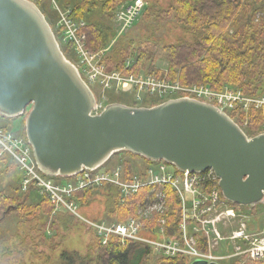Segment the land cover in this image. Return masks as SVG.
Segmentation results:
<instances>
[{"label":"water","instance_id":"1","mask_svg":"<svg viewBox=\"0 0 264 264\" xmlns=\"http://www.w3.org/2000/svg\"><path fill=\"white\" fill-rule=\"evenodd\" d=\"M96 105L40 8L0 0V116L17 118L31 108L26 138L44 175L70 178L129 152L182 172L213 170L235 205L264 202V133L249 137L228 114L192 98L152 107L111 103L100 114Z\"/></svg>","mask_w":264,"mask_h":264},{"label":"trees","instance_id":"2","mask_svg":"<svg viewBox=\"0 0 264 264\" xmlns=\"http://www.w3.org/2000/svg\"><path fill=\"white\" fill-rule=\"evenodd\" d=\"M32 1L41 11L43 10L38 3L39 0ZM55 1L65 11L69 10L73 19H86L88 22V30L85 31L87 46L92 53H96L100 51L99 48L109 45V38L117 37V32L112 28L108 18H111V14L128 0ZM98 11L104 14L99 17ZM164 12L166 20H174L184 27L191 37L163 48L157 46L153 50L147 46L141 49L135 54L134 65L127 70H124L126 65L123 66V62L118 61L117 64L113 57L110 60L106 56L105 64L108 60L115 61L112 62L115 64L114 69L124 71L126 75L145 74L160 79L167 77L173 82L179 81L183 86H206L217 91H222L226 87L238 88L247 96L264 97V89L261 92L259 85L255 87L256 80L264 79L262 73L264 68V0H172L169 8ZM57 38H60L59 34ZM158 51H162L160 58L168 63L166 71L156 67H150L145 71L138 70L144 60L153 61L159 54ZM64 54L67 56L66 50ZM118 54L127 55L129 50L124 49ZM118 97L114 102L136 106L130 95ZM153 103L150 107L162 102ZM230 117L244 129L248 136H251L252 132L260 130L263 125L264 107L253 108L247 114L237 111L231 113ZM0 118L7 119L2 116ZM5 130L9 129L5 127ZM25 141H27L26 138ZM142 159L150 162L145 158ZM3 162H8L16 168L18 182L21 186L23 176L16 162L8 154L0 151V164ZM125 169L126 173L132 174L126 166ZM72 178L51 179L61 182ZM20 197L0 193V264H29L28 255L34 261L48 258L47 254L40 249L48 245L50 237L47 236V227L55 204L51 206L49 198H41L35 187L24 192L23 199ZM99 197L104 210L101 217L94 219L98 223L111 222L109 220H112L111 223L126 222L129 217L136 214V207L131 204L135 200L138 201L136 195L125 199L118 187L109 184L93 185L76 191L72 194L71 200L79 206L83 216L89 217L87 210ZM174 201L177 203L176 200ZM16 202L17 207L14 206ZM230 204L234 208L239 207L233 203ZM13 212L23 215L25 220H21L22 217L19 216L15 235H10L7 230L9 234L6 236L4 223ZM55 214H57L56 220L52 221L51 225H53L52 229L56 230L57 237L61 221H72L75 218L68 213ZM176 219V216L169 218L170 232L175 230L171 227L178 224ZM166 231L169 233V230ZM157 233L156 229L154 234L157 235ZM90 235L86 255L83 256L78 251H64L61 254L63 264H76L77 260L82 264H148L153 253V249L146 244L138 242L123 244L120 239L111 238L108 244L103 245L93 231ZM16 239L20 240V247L12 248L11 243ZM52 242L49 249L52 253H56L60 249V244ZM160 261V264H188V260L184 257H161Z\"/></svg>","mask_w":264,"mask_h":264},{"label":"built area","instance_id":"3","mask_svg":"<svg viewBox=\"0 0 264 264\" xmlns=\"http://www.w3.org/2000/svg\"><path fill=\"white\" fill-rule=\"evenodd\" d=\"M145 9L143 0H134L122 6L115 13V30L118 36L131 29ZM60 21L58 28L62 34L60 45H71L78 56L75 64L80 75L97 96L94 114H100L106 108L103 103L109 93L117 96L130 95L134 103H143L146 98L166 102L176 98H192L216 106L228 114L234 112L249 113L253 108L264 107V97H251L241 89L226 87L217 91L206 86H182L167 77L160 79L152 75H126L120 71L108 72L104 63L105 52L92 53L87 46V34L84 23L71 17L69 10L57 7ZM96 87V90L93 89ZM180 96V97H179ZM0 151L8 154L22 173V188L28 191L35 187L55 204V213H68L83 221L101 240L108 244L111 238H118L123 244L138 242L162 252L164 257H184L188 264L203 260L221 264L231 260L245 261L250 264H264V234H250L245 224L230 232L227 231L238 221L239 213L223 196L219 187L220 179L213 170L204 173L179 171L175 166L161 162H149L144 174L129 175L120 168L101 172L84 169L77 178V185L66 187L55 185L53 179L44 175L38 168L32 147L27 141L15 138L5 130L0 118ZM158 166V170L154 169ZM175 168L170 171L169 167ZM70 182V181H68ZM109 184L120 189L127 199L139 191L151 186L171 187L181 204V219L178 231L167 233L166 227H160L156 238L145 236L143 224L137 219L126 222L98 223L85 218L79 206L71 196L79 189L88 186ZM164 202V201H163ZM163 204V203H162ZM222 248H231L228 254H218Z\"/></svg>","mask_w":264,"mask_h":264},{"label":"rangeland","instance_id":"4","mask_svg":"<svg viewBox=\"0 0 264 264\" xmlns=\"http://www.w3.org/2000/svg\"><path fill=\"white\" fill-rule=\"evenodd\" d=\"M133 1L134 0H128L127 2L123 3L111 14L112 15L111 18H108L110 19V24L114 30H115V25H114L115 13L119 8L127 4H131ZM143 1L145 2V9L138 18L135 25L131 29H129V31L126 32L124 35L122 36L117 35V37L115 36L114 38L113 37L109 38L108 41L109 45H105L104 47L98 49L100 50L99 52L101 51L105 52V57L107 56L110 60L113 57L117 62V64L119 62H123V66L126 65L124 70H127L134 65L135 54L138 53L141 49L146 48L147 46H149V49L154 50V47L160 46L163 48L166 46L175 45L180 43V41L182 40L185 41V39L191 37L190 33L187 32L184 29V27L180 26L174 20H166L164 18L165 15L164 11L169 8V6L172 3V0H143ZM38 3L40 4V7H42V9L44 10L42 11L46 16L49 24L51 25L55 35L57 33V35L59 34L60 36L62 34V30L58 28L60 16H59V12L57 11V7L64 11L63 7L58 5L59 3L56 2L55 0H42V1L39 0ZM98 14L100 15L99 17H101L104 13L102 12L100 13L98 11ZM76 21L80 23H84V30L87 32L88 22L86 21V19L83 18L76 19ZM60 46L63 53L65 52V50L68 53L66 58L75 65L78 62V56L72 49V46L68 44L66 45L63 44ZM124 49L129 50V54L124 56L122 54H118L119 51L122 52L124 51ZM158 53L159 54H157V57L153 61L144 60L141 63L142 66H140L138 70L142 69L143 71H145L150 67H156L157 69H162L166 71L168 68V63L162 60V58H160L162 51H158ZM110 60H108L106 63L107 64L106 69L109 71H116L114 69L115 64H112V62L115 61H110ZM262 73L264 74V68L262 70ZM256 82L257 84H255V87H258L259 85L261 87V92H262L264 89V79L263 78L258 79L256 80ZM175 83L182 85L179 81ZM93 89L96 90V87H93ZM118 98L119 97L117 95L113 93H109L107 95V99L105 98L103 103L104 104L107 103L106 104L107 106L113 103ZM156 101L157 100L155 99L146 98L143 101V103H135V105L137 107L141 105L145 107L146 106L150 107V105H153L154 104L153 102ZM30 110L31 108H28L27 113L23 116L9 120L8 119L2 120L3 127L8 128L9 129L8 131H10L15 138H19L25 141L26 118ZM262 133H264V122L260 130L256 132H252L251 136L249 137H255ZM148 165L149 162H146L141 157L140 158L133 157L128 152H119L113 155L111 159L101 168L100 171L103 172L105 171V169L115 170L120 168L125 172L126 171L125 166H126L131 170L132 174L140 175V174H144V170H146ZM153 167L155 170H158L157 165H154ZM169 170L175 171V168L170 166ZM16 172H17L16 168L14 166H11L8 162H3L2 164H0V193L9 196H16V197L21 196L20 199H23L22 197L23 193L26 191H24L22 185L20 186L17 177L18 173L16 174ZM76 180L77 178H72L71 180L66 179V180H62L61 182H57L56 180L53 179V182L55 185H58L60 187H66L68 184H73L78 186V183L80 182L79 181L77 182ZM38 194L41 198L47 197L46 195H43L39 191ZM136 199H138L137 202L135 200L133 201V203H131L136 207V214L133 217H129L127 220L129 219L139 220L144 225L143 228L146 237L150 239L156 238L157 235L154 234V231L156 229L160 231V227L162 228L163 226H165L166 230H169V233L171 234L178 231L177 228L180 225L182 207L179 200L176 197L175 191L171 187L151 186V187L143 188L139 191V193L136 194ZM174 200H176L177 203ZM50 201H51L50 204L52 206V204L54 203L51 199ZM14 206L17 207V202L16 205ZM14 206L13 208L16 209V207ZM53 207L55 210V206ZM236 209L239 213V218L238 221L234 222V224L229 228V230L227 231L228 234L233 230H235L236 228H238L240 226L239 223L241 222L246 225L250 234L254 236L264 234V202L255 207L239 206ZM54 210L50 217V221L47 227L48 230L47 236L50 237L48 245L42 246L40 249L45 254H47L48 258L40 261H34L30 259L29 255L28 257L26 255L27 259H29V264H63L61 260L62 258L61 254L64 251H71V252L78 251L83 256L86 255L87 247L91 239L90 237L91 231L89 230L88 226L78 218H75L72 221L71 220L61 221L60 224L61 227L59 228V233H58L59 235L56 237L57 232L55 229H52L53 225H51V222L56 220L57 217V214H55ZM103 210L104 208L103 205L101 204V199L99 197L96 202H93L89 206L87 210L89 212V217H86L85 215L84 217L91 221L96 222L94 219H98L99 217H101L103 215ZM19 216L21 215L15 214L14 212L8 216L7 220L4 223V230H5L4 233L6 236H8L9 233L12 236L15 235L17 230V222L19 221L20 218ZM174 216L177 217L176 221L178 222V224L176 226H172L171 228H175V230L173 232H170L171 230L168 228V225H170L169 218ZM21 217H22L21 220H25V217L23 215ZM109 221L112 222V220ZM7 230L9 231V233L7 232ZM52 241H54L55 244H60V249L56 253H52L51 250L49 249L52 246L53 243ZM19 243L20 240L18 239L12 241L11 243V245L13 246L12 248L20 247ZM230 251L231 248H222L221 250H218L217 253L224 255V254H228V252ZM161 257H164L162 252L153 249V253L150 257L148 264H160ZM76 264H82V263L81 261L77 260ZM221 264H250V263L245 261L231 260L228 262H223Z\"/></svg>","mask_w":264,"mask_h":264},{"label":"crops","instance_id":"5","mask_svg":"<svg viewBox=\"0 0 264 264\" xmlns=\"http://www.w3.org/2000/svg\"><path fill=\"white\" fill-rule=\"evenodd\" d=\"M113 103H119V102H113ZM123 104V103H122ZM128 106H130V105H128Z\"/></svg>","mask_w":264,"mask_h":264}]
</instances>
